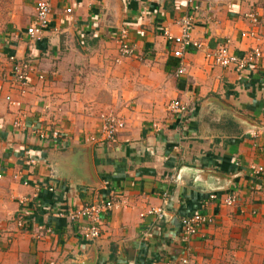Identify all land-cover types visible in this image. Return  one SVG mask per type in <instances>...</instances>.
Instances as JSON below:
<instances>
[{
    "label": "crops",
    "instance_id": "obj_1",
    "mask_svg": "<svg viewBox=\"0 0 264 264\" xmlns=\"http://www.w3.org/2000/svg\"><path fill=\"white\" fill-rule=\"evenodd\" d=\"M48 1L39 40L25 34L36 0H15L17 24L0 36V264H264V175L249 171L264 168V0ZM249 11L258 34L241 38ZM184 14L192 41L213 48L227 40L235 53L258 45L263 57L237 72L192 48L172 56L162 29L176 35ZM121 28L128 57L118 53ZM11 55L30 65L22 94L2 78ZM171 99L185 112H167ZM106 112L124 127L91 144ZM211 193L236 201L225 206ZM108 196L120 206L103 216L96 238L84 239L64 212ZM158 206L161 219L140 216ZM195 212L212 221L182 242L179 220ZM17 215L26 227L15 226Z\"/></svg>",
    "mask_w": 264,
    "mask_h": 264
},
{
    "label": "built area",
    "instance_id": "obj_2",
    "mask_svg": "<svg viewBox=\"0 0 264 264\" xmlns=\"http://www.w3.org/2000/svg\"><path fill=\"white\" fill-rule=\"evenodd\" d=\"M66 13L70 12V8L65 9ZM51 16V6L48 0H36L34 4V18L33 21L26 27L25 34L30 40H39L42 34L47 29ZM244 18L249 24V28L241 30L239 36L241 38H255L258 34L259 17L253 12L249 11L244 13ZM178 32L176 35L170 34L166 28L162 29V34L165 39L171 42L175 49L172 50V56L181 57L187 48L202 51L203 59L210 65L219 67H231L235 71H241L248 66L254 65L258 60L263 57L261 48L258 45L251 46L240 53H235L230 50L228 41L225 40L221 44L216 45L213 48H206L202 43L191 40V31L193 28V19L190 14L180 15L174 22ZM118 53L119 57H128L133 55V48L129 43L127 31L121 28L117 34ZM9 66L8 71L2 74L4 81L17 90L19 94L25 92L27 88V74L30 69L28 60L18 59L14 56H8ZM183 68L179 67L176 73H182ZM41 79L42 76H39ZM3 100L12 106L19 107L20 101L11 98L6 94L3 96ZM47 109V106L44 105ZM167 112L172 114H182L186 110V105L178 99H171L165 104ZM100 127L96 136H88L87 141L92 143L110 142L113 140L117 132L121 131L124 127V120L113 114L112 112H106L100 115ZM12 125L19 129H25L26 126L19 121L18 118L13 120ZM261 130L264 132V123L261 125ZM33 132L39 139L45 137V132L40 128L33 129ZM58 131L53 130L51 132L52 138H57ZM250 173L257 177L264 175V168L261 166H249ZM1 178V173H0ZM49 191H52L51 187H48ZM209 199H217L220 204L230 206L235 203V194L229 193L224 196L217 197L215 193L208 195ZM23 198L19 202H23ZM121 204V201L117 197H105L100 200L93 201L77 207L73 210H67L64 212V216L70 222L78 223V231L84 239H94L99 235L100 225L103 221V216L112 210H116ZM153 215L156 220L163 217V208L161 206L155 208H148L140 216ZM212 221L211 217L201 212H195L191 215L183 216L180 218V239L182 242L189 240L193 236L200 226L208 224ZM15 226L19 229L26 227L24 218L17 215L13 218ZM145 237L150 236V232L143 234ZM187 257L179 259L177 264H187ZM162 264H175L171 261H164Z\"/></svg>",
    "mask_w": 264,
    "mask_h": 264
},
{
    "label": "rangeland",
    "instance_id": "obj_3",
    "mask_svg": "<svg viewBox=\"0 0 264 264\" xmlns=\"http://www.w3.org/2000/svg\"><path fill=\"white\" fill-rule=\"evenodd\" d=\"M21 10L15 0H0V36H10L17 24L13 15Z\"/></svg>",
    "mask_w": 264,
    "mask_h": 264
}]
</instances>
